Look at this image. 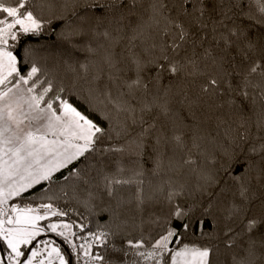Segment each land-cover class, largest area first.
<instances>
[{
    "label": "snow or ice",
    "instance_id": "1",
    "mask_svg": "<svg viewBox=\"0 0 264 264\" xmlns=\"http://www.w3.org/2000/svg\"><path fill=\"white\" fill-rule=\"evenodd\" d=\"M0 264H264V0H0Z\"/></svg>",
    "mask_w": 264,
    "mask_h": 264
}]
</instances>
